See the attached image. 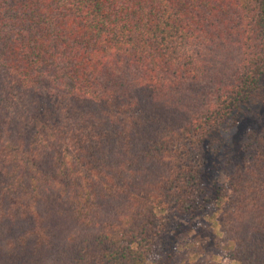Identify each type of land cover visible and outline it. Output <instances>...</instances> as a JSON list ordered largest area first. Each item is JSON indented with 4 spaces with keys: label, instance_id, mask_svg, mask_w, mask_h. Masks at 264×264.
<instances>
[{
    "label": "trees",
    "instance_id": "trees-1",
    "mask_svg": "<svg viewBox=\"0 0 264 264\" xmlns=\"http://www.w3.org/2000/svg\"><path fill=\"white\" fill-rule=\"evenodd\" d=\"M262 82L264 0H0V264H154L211 207L264 264V128L219 145Z\"/></svg>",
    "mask_w": 264,
    "mask_h": 264
},
{
    "label": "rangeland",
    "instance_id": "rangeland-1",
    "mask_svg": "<svg viewBox=\"0 0 264 264\" xmlns=\"http://www.w3.org/2000/svg\"><path fill=\"white\" fill-rule=\"evenodd\" d=\"M249 128H264V82L251 99L234 112L227 124V131L219 138L220 147L226 144L232 149L234 143ZM216 214L213 207L190 218L171 213L168 219L169 229L152 255L153 263L186 264L196 259H211L221 264H236L222 260V254L230 244H226L219 231L215 221Z\"/></svg>",
    "mask_w": 264,
    "mask_h": 264
}]
</instances>
